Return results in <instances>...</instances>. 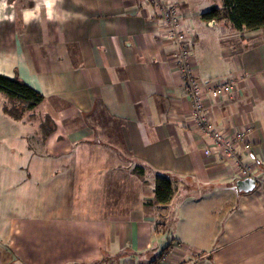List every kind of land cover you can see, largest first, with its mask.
Returning a JSON list of instances; mask_svg holds the SVG:
<instances>
[{"label": "crops", "instance_id": "0c3cea01", "mask_svg": "<svg viewBox=\"0 0 264 264\" xmlns=\"http://www.w3.org/2000/svg\"><path fill=\"white\" fill-rule=\"evenodd\" d=\"M161 1L178 5L192 30L202 82L239 77L231 94L205 100L206 113L229 137L250 129V148L236 153L258 191L238 192L247 177L220 151L205 154L177 44L163 38L153 6L0 0V74L44 97L15 119L0 95V264H153L166 247L169 264H264V28L211 26L202 13L222 0L205 10ZM130 160L179 177V192L229 186L233 203L219 218L183 194L184 219L164 245L170 214L152 203V175L143 180Z\"/></svg>", "mask_w": 264, "mask_h": 264}, {"label": "built area", "instance_id": "2783aa9c", "mask_svg": "<svg viewBox=\"0 0 264 264\" xmlns=\"http://www.w3.org/2000/svg\"><path fill=\"white\" fill-rule=\"evenodd\" d=\"M141 3L153 6L157 24L164 28L163 38L169 42L177 44V51L174 54L178 73L187 89L192 104V117L196 129L209 142L205 149V154H211L214 150L220 151L222 157L232 163L236 170L241 172L243 177H249L252 168L240 164L236 153V145L242 144L244 148L251 146L250 129L238 133L235 137H229L223 133L213 120L206 113L205 100L218 99L221 96L231 94L236 88L239 77L232 76L225 80L214 82H202L196 73L194 58L191 51V41L194 34L187 25L182 11L178 5H167L161 0H139ZM211 26L216 25V21H210ZM170 253L161 251L157 255L153 264H169ZM176 264H187L177 262Z\"/></svg>", "mask_w": 264, "mask_h": 264}, {"label": "trees", "instance_id": "16d2710c", "mask_svg": "<svg viewBox=\"0 0 264 264\" xmlns=\"http://www.w3.org/2000/svg\"><path fill=\"white\" fill-rule=\"evenodd\" d=\"M202 18L208 21H223L233 31L261 29L264 28V0H222L221 7L211 6L202 13ZM0 95L7 100L3 108L5 113L15 119H20L23 114L32 111L44 100L43 95L21 79L2 74H0ZM130 166L132 172L143 180L146 176L152 175L154 180L152 203L166 210L173 199L179 177L171 173L155 171L139 160H130Z\"/></svg>", "mask_w": 264, "mask_h": 264}, {"label": "rangeland", "instance_id": "374dc122", "mask_svg": "<svg viewBox=\"0 0 264 264\" xmlns=\"http://www.w3.org/2000/svg\"><path fill=\"white\" fill-rule=\"evenodd\" d=\"M189 4L191 7L195 8L196 10H205L206 7H209L208 6L209 3L206 0H190ZM216 69H219V68H216ZM192 185L193 184H188V187L181 190V192H179V189L177 188V186H175V193L171 201V205L170 206L168 205V208L164 211V214L166 215L170 214L169 221L166 224V229L163 227L161 228V231H160L161 233L159 235L160 242L164 245H166L171 240L170 236L172 235L171 233L172 226H174L176 222L178 221V215L180 214L179 207H180L181 202L184 200L183 194L187 202H193V203L201 202L202 210L209 211L211 209L216 208L218 212L220 213L219 218L222 217V215L225 217V214L229 207V203L231 204L233 203L230 198V195L232 192H235V191L229 186L218 185L214 188H211L208 186L194 187ZM232 187L236 188L235 185H233ZM259 187H260V184L257 183L254 190L258 191ZM213 191H216V192H213ZM214 194H217V197H216L217 200L214 197H212ZM170 209L172 210L170 211ZM180 216L182 217V219H184V212H181ZM207 231L208 230L205 229L204 233H207ZM204 233L202 232V236L204 235ZM185 234L189 235L188 232H185ZM169 260H170V257H169Z\"/></svg>", "mask_w": 264, "mask_h": 264}, {"label": "water", "instance_id": "95a60500", "mask_svg": "<svg viewBox=\"0 0 264 264\" xmlns=\"http://www.w3.org/2000/svg\"><path fill=\"white\" fill-rule=\"evenodd\" d=\"M257 185V181L253 177L242 178L236 181V189L238 192L250 193Z\"/></svg>", "mask_w": 264, "mask_h": 264}]
</instances>
